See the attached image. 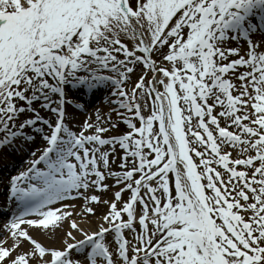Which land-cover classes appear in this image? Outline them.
Instances as JSON below:
<instances>
[{"label": "snow or ice", "instance_id": "1", "mask_svg": "<svg viewBox=\"0 0 264 264\" xmlns=\"http://www.w3.org/2000/svg\"><path fill=\"white\" fill-rule=\"evenodd\" d=\"M9 166L0 264H264V0H0Z\"/></svg>", "mask_w": 264, "mask_h": 264}, {"label": "bare ground", "instance_id": "2", "mask_svg": "<svg viewBox=\"0 0 264 264\" xmlns=\"http://www.w3.org/2000/svg\"><path fill=\"white\" fill-rule=\"evenodd\" d=\"M17 164H19V161L17 160ZM10 169L11 168H9V167H6V168H4V169H2V170H0V172H9L10 171ZM41 240H43V242L44 243H51V241L50 240H48L46 237H44V236H41V237H39Z\"/></svg>", "mask_w": 264, "mask_h": 264}]
</instances>
